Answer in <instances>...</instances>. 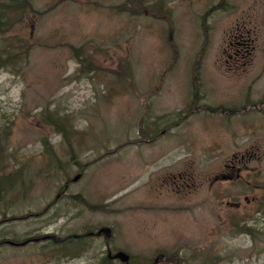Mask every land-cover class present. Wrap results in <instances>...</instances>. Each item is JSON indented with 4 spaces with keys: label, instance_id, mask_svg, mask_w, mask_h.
Here are the masks:
<instances>
[{
    "label": "rangeland",
    "instance_id": "374dc122",
    "mask_svg": "<svg viewBox=\"0 0 264 264\" xmlns=\"http://www.w3.org/2000/svg\"><path fill=\"white\" fill-rule=\"evenodd\" d=\"M33 1L43 9L48 0ZM86 1L88 5L81 4ZM122 1L63 0L64 5L58 9L45 11L39 14L40 17H30L28 22H24L21 30L25 34L31 32L39 41L53 29V34H47L43 42L56 41L47 50L31 47L28 62L20 75L0 70V106L12 121L10 139L13 141L7 142L9 149L12 151L13 144L17 143L27 159V145L33 154H39L41 160L49 159L52 165L50 154H55L58 158L54 159V165L57 167L53 168L60 177L75 175L76 169L66 165L68 158L89 161L84 165V175L71 180L69 191L94 205L107 200L104 210L94 212L83 206L85 219L96 217L101 219L96 221L114 224L119 238L114 236L113 240L129 241L140 251L139 257L143 261L154 256L157 253L155 246L160 245L165 250L181 246L180 252L190 260V264H264V194L257 191L264 187V152L261 151L264 150V122L260 111L249 109L245 115H235L240 119L253 116L262 145L259 142L252 147L249 138L234 132L239 126L238 120L230 119V114L225 116L218 107H208L190 114L163 134L159 144L166 142L169 149H161L149 142L143 146L126 145L92 161L91 158L104 148L125 138L163 130L169 118L180 120L182 114L189 110V107H183L191 98L190 79L192 77L193 83L194 77L191 71L194 73L200 67L196 63L191 68V64L196 53L203 52L199 49L202 33L197 13L209 8L199 3L203 0H171L172 14L161 18V22L145 13L118 12L109 6ZM209 1L217 4V0ZM242 1L253 7L239 11L240 16L231 7L233 0H229L230 8L221 4L213 12L218 21L212 24L211 44L206 48L201 64V84L194 82L196 88L205 94L200 101L210 106L240 105L247 97L264 104L259 98L264 93V0ZM186 5L190 6L187 10ZM231 25H241L249 32L253 31L251 27L257 28L260 32L252 34L253 62L250 58L240 68L227 70L218 56L223 53L220 50L222 45L229 43L231 36H226L230 31H224ZM70 45H73L76 57L72 55ZM84 45L90 52L91 61L98 67L93 64V71L73 74L77 70L75 58L82 55ZM40 51L48 53L39 66L36 61L42 56ZM119 60L129 63V76L115 70ZM30 81L39 93L37 96L32 97L28 92ZM40 114L54 118L58 127L67 126L69 131L63 128V132L60 130L62 127L52 130L38 119ZM139 124L143 127L139 128ZM71 130L78 134V141L73 139ZM54 136L59 151L54 150L51 144L50 138ZM45 139L50 141L47 146ZM260 145L261 149L258 148ZM246 148L250 150L252 159L241 160L237 168L240 167L239 174L245 175L257 188L244 193L233 192L241 187L237 181L214 178V175L223 169L226 155L230 153L231 157L234 149L241 152ZM167 150L170 151L168 155L157 159ZM176 155H179L177 160ZM148 159L151 164L165 160L162 175L157 176L161 190H155L146 173L134 171L136 167L147 164ZM28 163L33 167L38 162L33 158ZM180 163H192V176L186 171L182 177L169 178L171 168ZM234 168L230 167L229 172L236 173ZM12 169L11 165L5 167V171ZM32 172L37 175V170L32 169ZM13 183L14 179H11L4 185ZM20 185L17 182L14 188ZM29 185L30 181L24 177L23 194L19 196L20 190H13L20 207H37L42 201V191L33 184ZM174 185L185 186L196 195L189 201L164 197L172 193ZM212 188L224 193L215 194ZM129 197L136 200L131 206L125 203ZM61 202L62 207L53 210L59 229L64 222L67 225L83 224L85 219L74 217L75 221H70L66 202ZM17 209L23 212V209ZM125 212H128V221L120 218V213ZM213 216L220 217L224 223L214 222ZM4 224L0 225L5 226L4 233L18 235L19 230L13 225ZM30 225L50 230L43 216ZM176 234L200 236L196 244L198 255L191 253L186 243L165 239ZM241 239L246 240V247L239 243ZM67 243L60 244L66 246ZM91 248L89 244L90 251ZM37 249V244L1 245L0 264H28L23 259L26 254L34 256L39 264H51L47 262L49 250L35 252ZM64 253L66 250L62 248L60 254ZM88 257L85 254L79 257L55 255L52 262L83 264L91 261Z\"/></svg>",
    "mask_w": 264,
    "mask_h": 264
},
{
    "label": "bare ground",
    "instance_id": "6f19581e",
    "mask_svg": "<svg viewBox=\"0 0 264 264\" xmlns=\"http://www.w3.org/2000/svg\"><path fill=\"white\" fill-rule=\"evenodd\" d=\"M148 1L149 0H124L120 3L114 2V4H110L109 6L116 9L118 12L126 11L130 14H136V15H143L145 13L146 15L155 17L156 20L158 21H160V19L163 18L164 16H171L172 8L171 6H169L170 4H172L171 0L169 3L168 2L166 3V0H152L150 4L147 5ZM199 3L208 5L209 8L208 9L206 8L203 11L202 10L197 11L198 15H200V17L198 18L201 21L200 29L202 33V41L199 49H202L203 52L201 51L199 53L197 52L191 64V68L196 63H197L196 65L197 66L200 65V67L198 69L196 68L194 73L191 71V76L192 75L194 76L193 83L191 82L192 77L190 79L191 98H189V101L187 102L186 106L183 107V109H187L189 107L188 112L182 114L180 120L176 121L175 118L173 119L169 118L168 120H166L163 130H158L152 133H140L138 136L125 138L119 141L114 146H109L104 148L99 154L91 158L93 159L92 161L94 160L97 161L109 153L118 151L119 147L121 148L126 145L143 146L142 144L148 145L147 142H149L152 143L154 146L159 145V148L161 149L163 147H164L163 149H169V146L166 144V142L159 144L162 142L163 134L173 129V127H176L179 122H181L184 118H188L190 114L197 112L200 109L207 110L208 107L209 108L218 107L219 111H221L225 116H229L230 114V119L238 120L240 123L239 126L234 130V132H236L239 135L245 136L247 139L249 138L248 140L252 145V147H254L256 144L260 142L258 138V132L256 126L253 124V116L246 117L245 119H240L237 117V115H235V114L245 115L247 112L242 107L246 106L247 109L249 110L251 109L250 106L253 103H255L258 106V108H256L255 110H258L262 113L263 115L262 120L264 122V108H263L264 104H261L260 101L257 102L256 99L247 97L243 103L235 106H225V105L210 106L207 102L200 101L203 99V97H205V94L203 93V91H200L198 88H196L195 83L200 82L201 84V78H200L201 64L203 63V57L206 48L211 44L209 43V40L212 39V34L214 32L212 24L218 21V17H215V14L213 12L221 4L230 8V2L229 0H217V4L214 3L212 4L213 5L212 9H210L211 5L209 4L211 3L209 0H203L200 1ZM199 3L197 2L196 4ZM81 4L85 6L88 5L89 3L86 1V2H82ZM62 5H64L63 0H48L46 2V6H45L46 8L39 9L33 0H0V70L8 71L9 73L14 75H20L23 72V67L28 62V58H29L28 55L31 47L38 46L40 47L38 48L39 50L40 49L47 50L48 48H51L53 46L56 40L53 41L46 40L45 43L43 42L47 34L49 33L53 34L52 31L53 29H51L50 32L45 33L42 37V40L37 41L35 39V36L31 32L25 34L24 31L21 30V28L24 22L29 21L30 17L38 18L40 17L39 14H43L45 11L49 12L51 10L58 9ZM119 6L121 7L119 8ZM188 7L190 6L186 5V10ZM231 7L234 8L237 15H239L238 14L239 11L244 12L246 10L251 9L253 6L243 2L242 0H235V1L233 0ZM240 26L241 25L239 26L231 25L230 28L231 27L234 28L231 29L229 28L227 31L226 30L224 31L223 29L221 30L224 32L230 31L227 33L226 37L234 36L237 41L246 40V41H250L253 44L252 34L260 31H258L257 28H254L253 31L251 32H249L248 29H245L242 32H247V33L240 34L236 31L243 29V27ZM227 45H230V39H229V43L222 45L220 50L223 53L221 56H218V59H220V61L221 60L224 61L222 63V66L225 69L230 70V67L232 68H236V67H234L229 60H226L225 48L227 49ZM236 45H237L236 43H233V46ZM70 47L72 48V55L74 56L73 54L74 47L73 45H70ZM48 51H44V52L40 51L42 56L39 58V60L36 61L37 65L40 66L42 58L48 53ZM10 54H13L11 58H15L13 64H10L8 61L9 58L8 56ZM75 60L77 62V70L73 74L87 72L88 70L93 71V69L95 68L94 67L95 64L90 59V52L87 51L85 45L82 55L78 56V58H75ZM250 61L253 62L252 59ZM247 62L248 61H246L245 63ZM115 70L121 72V74L125 73L127 76L131 74L129 63L123 60L118 61ZM236 70L239 71L241 69H236ZM31 84L32 86H30ZM28 92L32 95V97L37 96L39 94L35 90L33 83L31 81L29 83ZM259 98L264 103V93ZM228 108H230V110ZM38 119L41 120L47 127H50L54 131H57V129H59L60 127H62L60 130H62L63 132H65L64 130L65 128L69 131L67 126H65V128L63 126L58 127L56 125V120L54 118H45L40 114V116H38ZM138 123H141V121H138ZM11 124L12 121L6 117L5 110L2 109L0 106V225L4 223L5 224L9 223L19 230L18 235H10V233L8 234L7 232L5 233L3 232L5 226H0V246L37 244L39 246V249L35 250V252L49 250L47 262L51 264H53L52 259L55 255L60 257L61 256L79 257L83 254L89 256L88 258L91 259V261L83 264H120L117 261L111 260L110 256L118 257L121 261H124L126 264H135L133 263V261H135L137 264H171L169 262V254L171 253H175L180 257L181 264H190V260L181 254L180 252V250L182 249L181 246H176L170 248L169 250H165L160 245H156L155 251L157 253H155L154 256L152 257H148L147 261L145 260L143 261L139 257L140 251L134 245L130 244L129 241L126 240L125 242H122V241L113 240L114 236L118 237L114 231V224L108 222L96 221V220H101L96 217L93 220L85 219V215L82 210L83 206L96 212V211L104 210V206L107 201L104 200L100 205H94L93 203H88L85 200H83L80 195L69 191V185L72 182L71 180L78 179L84 175V171H85L84 165L87 164L89 161L84 162L70 157L68 158L66 165L70 164L76 169L74 173L75 174L74 177L73 175L64 176V177L57 176L53 168V167H57V165H54V159L58 158L55 156V154L53 153L50 154L51 161L53 162L52 165L49 159L41 160L40 159L41 156H39V154H33L31 150L28 149L27 145H26V155L28 157L27 159L24 156L25 153L23 154L21 147L17 143L13 144L12 151L9 149L10 145L7 144V142L13 141L10 139ZM140 125L141 124H139V128L143 127L144 123L143 126ZM70 132L72 133V130ZM71 135L74 140L78 141V134H76L73 131ZM50 141L54 150L59 151L56 136L50 138ZM50 141L45 139L44 140L45 145L47 146V144H49ZM261 145L258 146V148L261 149ZM34 146L38 149V152L41 154L40 151L41 149H39L38 144L35 143ZM217 149L220 150V146H218ZM252 150L253 149L251 148V152ZM261 151L264 152V150ZM169 152H170L169 150L163 151L157 159H161L162 157L168 155ZM249 152L250 150L248 148H246L244 151L241 152L234 149L231 153L232 154L231 157H230V153L228 154V156L226 155L223 164L225 162H228V160H230V162L236 163L239 166L241 160L249 161L252 159L251 158L252 154H250ZM175 157L176 160L179 159V155H176ZM33 158H36L38 163L35 166L31 167L28 161L32 160ZM238 160L240 161L239 163L237 162ZM164 161L165 160L158 161L159 163L156 164H151L152 163L151 160L148 159V161L146 162L147 164L136 167L134 171L137 172L140 171L146 173L148 175V181L154 185L155 190H161L157 176L162 175L165 166ZM7 165H11V168L13 169L10 171L9 170L5 171V167ZM60 167L62 166L60 165ZM223 168L225 169V166H223ZM32 169L37 170V175H35V173L32 172ZM193 169L194 168L192 166V163L191 165L180 163L175 165L173 168H171L172 172L168 173V177L171 179L173 177L175 178L176 176L182 177L186 173V171L190 176H192L191 171H193ZM234 169L237 170V172H240V167L239 168L235 167ZM178 172H180V175L178 174ZM237 172L235 173L230 171L229 173L225 174V177L227 179H230V181L231 180L237 181L238 184L241 186L236 191L233 192L241 191L242 193H244L245 190H254L255 188H257V186L252 185V183L245 175L237 174ZM209 175L213 176V174L211 173H209ZM24 177L30 181L29 186L33 184L36 187V189L38 188L43 193V197H42L43 202L41 201L40 205L37 207H27L24 205L20 207L19 205H17V202L15 201L13 190L19 189L20 190L19 196L23 194ZM214 178H220V177H215L214 175ZM11 179H14V183L10 184L9 186H5L4 182ZM17 182L21 184L20 187L14 188ZM179 189L180 192L176 193L177 187L175 185L172 186L171 188L172 193L164 195V197L168 199H177L178 201H182L183 199L189 201L192 199L193 196L196 195V193L186 188L185 186L179 185ZM208 189L211 188L209 187ZM258 190L260 191V193L264 194V187L258 188L257 191ZM212 191L213 193L218 195L224 193V191L218 190L216 188H212ZM60 200L66 202V210L68 213H70L69 220L74 222L75 221L73 220L74 217L79 220L85 219L83 224L67 225V223L64 222L63 226L61 227V230L59 229V227L56 224L55 213L53 210H57L62 207L63 203ZM135 201H136L135 199L129 197L125 201V203L128 206H131ZM17 208L23 209V212L18 211ZM32 208H37V209L33 210ZM9 209L12 210L17 209V210L10 211ZM211 210L216 212L213 209ZM41 216H43L46 219L48 223V227L52 231L56 239L62 238L63 240V238H67L65 240L66 242H68L66 246H62L60 244L62 243L61 242L62 240L52 241L51 239H43L41 236L43 235L45 230H42L36 225H30L31 223L38 222ZM120 218L123 221H128V212L120 213ZM212 219L214 222H218L220 224L224 223V221L220 217L218 218L217 216H213ZM263 223H264V219H263ZM246 229L249 230V226H246ZM99 231H102L105 235L111 234V237H109L110 239L104 237ZM181 234H176V236L170 238L166 237L165 239L175 243H179V242L186 243L189 246L190 252L193 253L194 255H198V248L196 244L200 241L201 239L200 236L186 237V236H182ZM245 241H246L245 239H241L240 242L239 240L237 242L241 243L243 246L246 247L248 244L246 245ZM89 244L92 245L91 248L92 252L88 249ZM62 248L66 250V253L60 254V250ZM159 257L162 258L159 259ZM23 259H25L28 264H39L36 258L30 254H26L23 257ZM75 264H81V263L76 262ZM195 264H201V263L197 262Z\"/></svg>",
    "mask_w": 264,
    "mask_h": 264
},
{
    "label": "flooded vegetation",
    "instance_id": "af4514ba",
    "mask_svg": "<svg viewBox=\"0 0 264 264\" xmlns=\"http://www.w3.org/2000/svg\"><path fill=\"white\" fill-rule=\"evenodd\" d=\"M210 9L213 8L212 4H209ZM250 27V26H248ZM247 28L240 29V30H236L238 33L240 34H245L247 32H242L243 30H245ZM233 43H236V46H233ZM252 48H253V44L250 41H246V40H241V41H237L236 38L234 36H231L230 38V45H227V49L226 50V60H229L230 63L238 68L243 66V64L246 61H249L250 58L252 57ZM223 166H225V169L223 168L219 173L215 174V177H220L222 179H227L225 177V174L229 173V169L230 167H238V165L236 163L230 162V160H228V162H225L223 164ZM178 174L180 175V172H178ZM237 174H239V172H237ZM174 178V177H173ZM172 178V179H173ZM178 188V191L176 193L180 192L179 186L175 185ZM104 237L110 239L109 237H111L110 235H105L102 231H99ZM42 238L45 237V239H51L52 241H60L62 240V238L56 239L52 233V231L50 230H45L43 235L41 236ZM67 238H63V240L61 242H64ZM162 257H159V259ZM110 259L113 261H117L120 264H126L124 261H121L118 257H111ZM169 262L171 264H181L180 262V257L175 254V253H171L169 254ZM163 263V262H162Z\"/></svg>",
    "mask_w": 264,
    "mask_h": 264
},
{
    "label": "trees",
    "instance_id": "16d2710c",
    "mask_svg": "<svg viewBox=\"0 0 264 264\" xmlns=\"http://www.w3.org/2000/svg\"><path fill=\"white\" fill-rule=\"evenodd\" d=\"M27 50H28V49H27ZM27 50H26V52H27ZM12 55H13V54H10V55L8 56V57H9V58H8V61H9L10 64H13L14 61H15V58H11ZM199 59H200V57H199ZM242 108L245 109V110L247 109L246 106H244V107H242ZM250 108H251V109H253V108L256 109V108H258V106H257V104L253 103V104L250 106ZM260 109H261V108H260ZM247 110H248V109H247Z\"/></svg>",
    "mask_w": 264,
    "mask_h": 264
}]
</instances>
